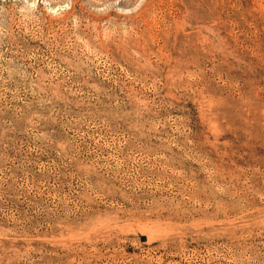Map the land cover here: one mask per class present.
Listing matches in <instances>:
<instances>
[{
  "label": "rangeland",
  "instance_id": "obj_1",
  "mask_svg": "<svg viewBox=\"0 0 264 264\" xmlns=\"http://www.w3.org/2000/svg\"><path fill=\"white\" fill-rule=\"evenodd\" d=\"M0 264H264V0H0Z\"/></svg>",
  "mask_w": 264,
  "mask_h": 264
}]
</instances>
